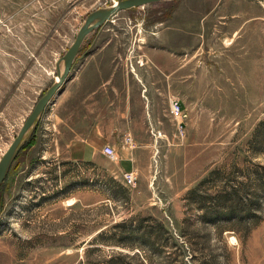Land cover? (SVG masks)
<instances>
[{
	"label": "rangeland",
	"instance_id": "374dc122",
	"mask_svg": "<svg viewBox=\"0 0 264 264\" xmlns=\"http://www.w3.org/2000/svg\"><path fill=\"white\" fill-rule=\"evenodd\" d=\"M115 1L0 0V160L87 15ZM181 4L119 13L75 60L114 42L147 74L142 104L164 140L137 147V185L105 154L96 164L67 159L52 122L40 120L0 190V264H264V31L151 62L144 50L159 56L160 32ZM123 232V244L106 243Z\"/></svg>",
	"mask_w": 264,
	"mask_h": 264
},
{
	"label": "crops",
	"instance_id": "0c3cea01",
	"mask_svg": "<svg viewBox=\"0 0 264 264\" xmlns=\"http://www.w3.org/2000/svg\"><path fill=\"white\" fill-rule=\"evenodd\" d=\"M181 2L174 9V21L160 32L159 56L143 48L151 62L156 58L161 66L169 65L175 57L169 50L210 41L243 42L244 35L259 41L264 31V0ZM121 54L118 44L109 42L94 48L83 62H76L70 79L48 106L49 114L45 112L40 120L52 122L58 144L72 162L96 164L104 156L103 147L113 146L123 180L125 172L138 169L141 151L137 147L157 144L163 137L151 131L158 119L142 104L140 82L148 80L147 74H136L130 69L132 60Z\"/></svg>",
	"mask_w": 264,
	"mask_h": 264
},
{
	"label": "water",
	"instance_id": "95a60500",
	"mask_svg": "<svg viewBox=\"0 0 264 264\" xmlns=\"http://www.w3.org/2000/svg\"><path fill=\"white\" fill-rule=\"evenodd\" d=\"M163 1L168 0H117L113 4L96 9L87 15L84 23L78 30L79 33L77 34L75 40L70 45L69 49L64 53V56L58 61L57 79L52 83L50 88L46 90V93L38 99L33 111L24 122L25 124L22 126L21 131L15 137L16 139L12 142L5 155L0 160V190L8 178L14 162L21 154L20 152L23 147L31 139V136L34 134L39 124L38 122L45 114L48 106L51 104V101L70 79L73 66L76 62L75 60L79 55L82 44L86 38L93 33L94 30L102 27L108 23L109 20L116 17L123 11L138 9V7H144Z\"/></svg>",
	"mask_w": 264,
	"mask_h": 264
},
{
	"label": "built area",
	"instance_id": "2783aa9c",
	"mask_svg": "<svg viewBox=\"0 0 264 264\" xmlns=\"http://www.w3.org/2000/svg\"><path fill=\"white\" fill-rule=\"evenodd\" d=\"M170 111L171 113L176 116H182L183 112H184V108L183 105L181 103H179L178 100H171L170 101ZM179 133L184 136V130H183V126L179 124ZM129 142L132 141V138H128ZM103 153L105 154L106 157H108L111 161L113 160H117L118 159V152L117 150L112 146L106 145L103 147ZM138 179V174L136 170H130L128 172H125L123 174V180H125L126 185H129L131 187H134L137 185V180Z\"/></svg>",
	"mask_w": 264,
	"mask_h": 264
},
{
	"label": "trees",
	"instance_id": "16d2710c",
	"mask_svg": "<svg viewBox=\"0 0 264 264\" xmlns=\"http://www.w3.org/2000/svg\"><path fill=\"white\" fill-rule=\"evenodd\" d=\"M82 49V48H81ZM35 141H36V138H35V136L33 135L32 137H31V139L26 143V145L23 147V149L22 150H24L26 147H30L32 144H34L35 143ZM22 152V151H21ZM19 158V157H18ZM12 169V168H11ZM12 171V170H11ZM10 171V172H11ZM10 175V174H9ZM7 180H8V178H7ZM6 180V181H7ZM6 181L4 182V183H6ZM143 223V222H142ZM127 232V235H130V234H132V233H134L135 232V230H133V229H130V230H127L126 231ZM152 231H147L146 233H145V235H146V237H152ZM124 232L122 233V234H120L119 235V238H117V239H115V240H110V241H107L106 243L107 244H111V243H113V244H115V243H117V244H123V242H124V240H127V239H125L124 238ZM144 238V239H147V238Z\"/></svg>",
	"mask_w": 264,
	"mask_h": 264
},
{
	"label": "bare ground",
	"instance_id": "6f19581e",
	"mask_svg": "<svg viewBox=\"0 0 264 264\" xmlns=\"http://www.w3.org/2000/svg\"><path fill=\"white\" fill-rule=\"evenodd\" d=\"M43 117V116H42ZM180 117V116H179ZM39 123V122H38ZM39 125V124H38Z\"/></svg>",
	"mask_w": 264,
	"mask_h": 264
}]
</instances>
